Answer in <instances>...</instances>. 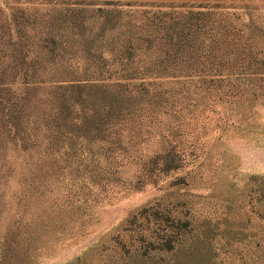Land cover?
Wrapping results in <instances>:
<instances>
[{"label":"rangeland","instance_id":"rangeland-1","mask_svg":"<svg viewBox=\"0 0 264 264\" xmlns=\"http://www.w3.org/2000/svg\"><path fill=\"white\" fill-rule=\"evenodd\" d=\"M106 9L121 11L120 28L147 24L154 11L210 12L211 57L242 44L264 58V0H0V264H210L211 250L217 264H245L250 253L255 264L264 88L251 94L243 82L262 76L264 86V72L213 69L205 88L206 63L180 82L158 79L165 100L146 95L110 134L82 123L59 133L45 122L51 84L104 75L83 45ZM51 35L60 43L54 70L43 46ZM167 233L177 235L173 250Z\"/></svg>","mask_w":264,"mask_h":264},{"label":"trees","instance_id":"trees-1","mask_svg":"<svg viewBox=\"0 0 264 264\" xmlns=\"http://www.w3.org/2000/svg\"><path fill=\"white\" fill-rule=\"evenodd\" d=\"M102 17V24L94 33L95 39L86 38L83 46L86 54L94 57L96 66L104 75L101 74L98 81L90 80L87 75L82 78L73 75L76 79H64L67 81L50 86V98L46 106L49 110H44L42 115L45 122L52 123L59 133H63L69 123H82L89 124L96 133L110 134L109 125L116 120L127 119L133 110L141 108L142 99L146 95L159 96L165 100L164 95L168 90L164 81L158 79L169 77L180 82V72L200 71L206 63L209 68L203 69L202 73H209L208 77L203 75L200 79L205 88H210V70L213 69L225 71L226 74L244 69L250 76L264 72V58L259 57V51H252L246 45L234 46L233 52L223 53L222 57H211L216 52V43H210L213 36L210 32V12L197 11L174 15L167 11H154L147 17V24H128L126 28L118 27L122 18L119 10L106 9ZM80 26L85 25L80 22ZM218 26H223L222 29L228 27L220 23ZM205 38L207 41H204ZM47 40L45 39L43 46L48 49V64L54 70L59 66V59L56 57L60 43L56 42L52 35L50 40ZM96 47H102L110 57L98 50V53L94 54ZM149 51L156 52V55L144 61L141 53ZM34 66L36 67H33V71L41 69L40 65ZM86 70L85 68V72ZM63 72L72 75L75 71L65 68ZM115 72L119 73L118 77L112 76ZM260 80H263L262 76L248 78L243 82V87L251 94H256L264 88ZM190 86L196 88L199 85L192 81ZM149 100H152L150 104H157L155 97L152 96ZM135 106L137 107L134 108ZM158 158L159 155L150 159L151 167L156 166ZM171 226L178 228L179 221L173 219ZM261 233L260 239L255 241L257 249L261 250L255 264H264V228ZM176 240L177 235L167 233L164 240L165 249L173 250ZM216 256V252L211 250L210 264H217ZM248 257L244 260L245 264H251V253Z\"/></svg>","mask_w":264,"mask_h":264}]
</instances>
